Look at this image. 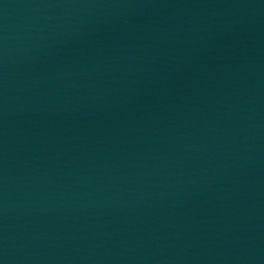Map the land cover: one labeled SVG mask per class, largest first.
<instances>
[{
	"label": "water",
	"instance_id": "water-1",
	"mask_svg": "<svg viewBox=\"0 0 264 264\" xmlns=\"http://www.w3.org/2000/svg\"><path fill=\"white\" fill-rule=\"evenodd\" d=\"M264 0H0V264H254Z\"/></svg>",
	"mask_w": 264,
	"mask_h": 264
}]
</instances>
